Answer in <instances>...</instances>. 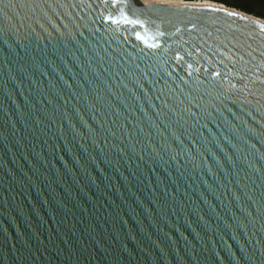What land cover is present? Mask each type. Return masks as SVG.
Returning <instances> with one entry per match:
<instances>
[{"label": "water", "instance_id": "water-1", "mask_svg": "<svg viewBox=\"0 0 264 264\" xmlns=\"http://www.w3.org/2000/svg\"><path fill=\"white\" fill-rule=\"evenodd\" d=\"M196 2L0 0V264H264V20Z\"/></svg>", "mask_w": 264, "mask_h": 264}, {"label": "trees", "instance_id": "trees-1", "mask_svg": "<svg viewBox=\"0 0 264 264\" xmlns=\"http://www.w3.org/2000/svg\"><path fill=\"white\" fill-rule=\"evenodd\" d=\"M182 1H212L228 8H234L249 15L264 20V0H182Z\"/></svg>", "mask_w": 264, "mask_h": 264}, {"label": "bare ground", "instance_id": "bare-ground-1", "mask_svg": "<svg viewBox=\"0 0 264 264\" xmlns=\"http://www.w3.org/2000/svg\"><path fill=\"white\" fill-rule=\"evenodd\" d=\"M165 2H172V3H183V1H172V0H165ZM196 4H201V5H207V6H215L216 4L209 2V1H199L196 2Z\"/></svg>", "mask_w": 264, "mask_h": 264}, {"label": "rangeland", "instance_id": "rangeland-1", "mask_svg": "<svg viewBox=\"0 0 264 264\" xmlns=\"http://www.w3.org/2000/svg\"><path fill=\"white\" fill-rule=\"evenodd\" d=\"M173 1V0H172Z\"/></svg>", "mask_w": 264, "mask_h": 264}]
</instances>
